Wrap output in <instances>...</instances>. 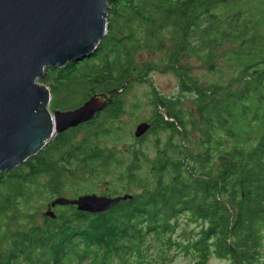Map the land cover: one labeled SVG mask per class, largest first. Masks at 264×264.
<instances>
[{
	"label": "trees",
	"instance_id": "obj_1",
	"mask_svg": "<svg viewBox=\"0 0 264 264\" xmlns=\"http://www.w3.org/2000/svg\"><path fill=\"white\" fill-rule=\"evenodd\" d=\"M116 3L131 10L124 31L108 23L95 57L69 63L65 72L49 68L47 74L56 99L74 88L85 95L100 88L112 100L92 120L57 134L24 164L0 174V245L6 246L0 264H110L114 259L124 264L129 256L143 260L144 239L167 235L173 221L185 214L200 226L199 238L184 245L197 251L198 263L213 248L230 264H259L264 245V0ZM163 49V66L136 67L140 51ZM193 58L208 69L223 59L227 80L210 85L204 94L209 88L202 89L187 67ZM89 61L99 64L83 69ZM150 69L174 70L181 91L196 97L191 125L198 129V149L181 145L176 153L172 146L173 155L180 156L176 160L161 149L148 160L138 148L147 134L135 139L127 159L98 143L105 137L124 138L122 128L113 124L120 123L121 97L132 79ZM157 102L168 118L185 121L171 104ZM157 117L149 121L148 133L163 125L171 136L179 133L173 123ZM186 137L184 128L183 141ZM67 175L111 179L131 197L95 215L57 206L52 208L60 210L55 219L44 217L36 224L30 209L45 195H61Z\"/></svg>",
	"mask_w": 264,
	"mask_h": 264
},
{
	"label": "water",
	"instance_id": "obj_2",
	"mask_svg": "<svg viewBox=\"0 0 264 264\" xmlns=\"http://www.w3.org/2000/svg\"><path fill=\"white\" fill-rule=\"evenodd\" d=\"M110 0H0V174L37 154L57 134L92 120L110 99L94 94L72 109L50 111L51 91L39 81L48 68H64L89 57L107 33ZM144 121L133 136L150 130ZM85 194L54 198L43 212L73 206L77 212L104 213L122 201Z\"/></svg>",
	"mask_w": 264,
	"mask_h": 264
},
{
	"label": "rangeland",
	"instance_id": "obj_3",
	"mask_svg": "<svg viewBox=\"0 0 264 264\" xmlns=\"http://www.w3.org/2000/svg\"><path fill=\"white\" fill-rule=\"evenodd\" d=\"M116 1L118 0H113L108 3L109 6L106 9L107 23H113L119 27L121 26V29H119L121 33L124 31L123 27L126 24L127 18H129L128 13L131 12V10L126 4L119 5ZM99 46L100 44L94 53H92L89 57H95V53H98L99 51ZM165 54L166 50L164 49L153 52L140 51L136 55L135 65L136 67H140L143 63H148L151 65L160 64L163 66L165 62L162 61V59ZM219 55H221V53ZM98 64L99 62L89 61L84 65L83 69L94 67ZM66 66L64 68L57 69L60 72H65L67 71ZM187 67L189 68L190 74H192V76L199 81L201 86H203L202 89L204 87L209 88L203 91L204 94H207L210 90V85L221 84L227 80V77L229 76L228 67L226 66L225 61L220 58L216 61L215 67L210 69L204 66L201 59L197 60L195 58L187 61ZM177 68L180 70V67ZM48 69L45 71L44 76L41 79L43 81L41 84L45 85L51 91V87L49 85L51 82L49 77L51 75H47L49 72ZM174 73L176 72L172 69L171 71L170 69H150L144 77L132 79L131 83L128 85L126 91L121 97V110L123 112L119 116L120 123L116 124V122H113V124L122 128L124 138L121 140L113 138L112 140L105 137L100 139L98 143L101 145L104 144L107 148L112 150L116 149L120 153L119 157L127 159L129 151H127V149L135 144L134 141L136 138L133 136L135 126L144 121L149 122L152 118H158L157 116L160 114L163 116L164 120L173 123L179 133L171 136V131L164 129V126L166 125H163L162 129L156 130L155 128L151 131V133H147L145 136V143H143L142 146L138 145V148L142 149L146 153V158L148 160H153L155 155L159 154V149L165 150V153L172 156L175 160L178 159L180 156L178 154L173 155L174 151L170 149L172 146H176V153L181 152V145L187 146L189 151L197 150L196 140L198 139L199 133L197 131L198 129H193V126L191 125L192 118H196V97L193 93H184L181 91L179 79ZM231 75L232 77L237 76V72L232 73ZM99 90L100 88H96L93 89V91H87L89 94L85 95L86 93H82L81 89L74 88L70 92L62 94L58 97V99L52 95L49 109L50 111L72 109L94 94H102L107 99H111L109 94L101 93ZM157 101H161L167 105L171 104L174 112L184 116L185 121H182V119L179 121L178 119H174L172 117L168 118L165 115L166 108H163L162 105H158ZM109 125L112 124L109 122ZM115 125L112 126L115 127ZM184 128L187 135L185 141H183L182 138V129ZM82 134L83 131L77 133V138H80ZM53 139L45 146L47 147ZM24 162L22 164H24ZM147 164H149L148 161L143 164L145 169H147ZM80 176L81 175L78 177L74 175L65 176L63 179L64 190L61 192V195L53 197H47L45 195L42 199H40L41 202L34 206L35 210L33 208L30 209L31 215L35 218L36 224L43 223L42 218H44V216L42 214L46 210L47 205L54 198L59 196L65 198H76L85 194H96L98 196L114 197L124 194V192L121 191L118 182L111 183V179H87ZM46 179L47 178L44 177V180ZM53 211L57 214L60 210L54 209ZM199 231L200 226L194 221H191L187 214L180 215L177 221H173L167 235L158 237L148 235L144 239V242L141 245V249L144 252L143 260H140L136 256H129L125 260L124 264H139L141 261L146 264H230L229 258L219 257L215 251H213V248L207 259L201 263L197 262V251L193 248L185 249L184 245H191L194 243L199 238ZM73 232L80 235V232L77 229H74ZM5 247L4 243L0 245V256L1 249ZM260 252L261 254L259 259H261V256L264 254V245L260 248ZM37 262L38 261L33 264H38ZM39 263L41 264V262ZM110 264H117V261L114 259ZM259 264H262L261 260H259Z\"/></svg>",
	"mask_w": 264,
	"mask_h": 264
},
{
	"label": "flooded vegetation",
	"instance_id": "obj_4",
	"mask_svg": "<svg viewBox=\"0 0 264 264\" xmlns=\"http://www.w3.org/2000/svg\"><path fill=\"white\" fill-rule=\"evenodd\" d=\"M148 123H149V122H148ZM150 129H151V127H150ZM149 131H150V130H149ZM149 131H148V132H149ZM145 135H146V134H145ZM145 135H144V136H145ZM139 139H140V138H139ZM259 260H261V263L264 264V254H263V256H261V259H259Z\"/></svg>",
	"mask_w": 264,
	"mask_h": 264
},
{
	"label": "bare ground",
	"instance_id": "obj_5",
	"mask_svg": "<svg viewBox=\"0 0 264 264\" xmlns=\"http://www.w3.org/2000/svg\"><path fill=\"white\" fill-rule=\"evenodd\" d=\"M112 1H113V0H110L109 3L112 2ZM106 212H107V211H106Z\"/></svg>",
	"mask_w": 264,
	"mask_h": 264
}]
</instances>
